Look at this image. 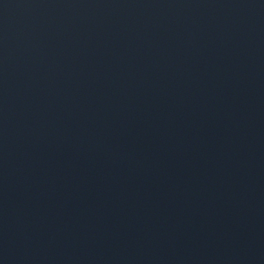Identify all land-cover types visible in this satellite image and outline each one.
Returning a JSON list of instances; mask_svg holds the SVG:
<instances>
[{
  "label": "water",
  "instance_id": "obj_1",
  "mask_svg": "<svg viewBox=\"0 0 264 264\" xmlns=\"http://www.w3.org/2000/svg\"><path fill=\"white\" fill-rule=\"evenodd\" d=\"M0 264H264V0H0Z\"/></svg>",
  "mask_w": 264,
  "mask_h": 264
}]
</instances>
